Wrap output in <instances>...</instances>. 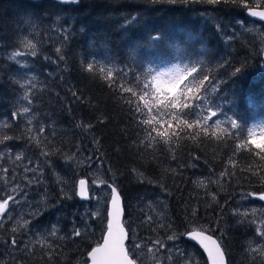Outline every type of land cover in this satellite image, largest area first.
Instances as JSON below:
<instances>
[{
    "label": "trees",
    "instance_id": "16d2710c",
    "mask_svg": "<svg viewBox=\"0 0 264 264\" xmlns=\"http://www.w3.org/2000/svg\"><path fill=\"white\" fill-rule=\"evenodd\" d=\"M206 1L0 0V34L3 33L0 61L7 66L9 74L0 72V108L4 111L0 120L16 112L13 101L24 92L15 75L17 63L9 60V56L23 45L15 44L16 50H9V54L2 57L6 54L3 44L17 41L16 25L28 20L29 16L31 20H42L47 15V22L40 26V33L45 35L44 28L48 29L47 24L62 7L73 18V24L65 21L72 28L66 54H73L76 61L73 83L78 93L73 96L68 93L65 100L56 80L51 81L48 88L42 81L32 93V104H36L34 112L39 114L38 107L42 103L47 114L52 115V123L58 127L52 132L50 122L44 120V124L50 126L49 135L54 136L46 140L51 144L50 152L59 156L69 144L71 151L64 152L62 157V160L68 159L78 143L75 123L89 128L91 139L97 143L92 145L93 162H97L101 153L116 170L118 188L126 202L125 224L130 242L135 237L137 225H144L142 216L147 213L153 215L152 232L165 231L166 238L177 237L175 234L188 232L194 225L201 224L220 239L229 264H264V251L253 252L250 244L247 245L248 240L256 237L259 218L238 211L244 196L264 193V156L253 145L241 147L234 133L202 131L190 116L167 117L163 105L155 102L157 95L151 86L156 69L170 64L196 65L197 72L193 75L197 79L188 87L193 91L199 88L205 95L217 84V94L223 97L240 123L239 136L247 134L250 123L264 118V24L258 30L248 29L251 35L259 36L249 39L254 47L247 45L245 39L242 51L236 47L242 44L245 36L227 44L221 30V26L225 31L240 27L242 30L243 23L260 24L246 15V9L264 8V2L219 0L218 5L232 12L218 16L221 24L211 25L216 11L207 8ZM240 19L242 23H238ZM20 36L23 40L22 31ZM36 59L44 64L40 56ZM107 60L118 68L114 74L108 75L105 69L101 71L100 64ZM89 64H92L91 71ZM44 68L45 79L54 77L46 65ZM237 68L241 70L239 73L235 71ZM204 76L209 80L202 88L200 80ZM145 84L149 85L147 89ZM127 88L132 91H125ZM181 111L185 110L178 108V112ZM21 117L24 116L18 114L15 120ZM145 120L151 123H144ZM36 124H39V117ZM6 126V123L1 125L9 139L0 143V150L9 156L1 157L0 154V197L5 196L12 185L22 186L25 195L21 196L20 204L0 214V264H86L91 250L104 238L107 216H90L94 211L92 204L80 199L75 188L71 193L65 192L64 198L56 177L61 171L53 167V162L61 166L60 158L43 162L41 157L33 155V150L31 154L35 158L29 157L31 154L20 150L19 143L8 142L12 134L21 139V132L15 130L16 126ZM27 129L30 132L28 124ZM150 129H155L151 138L148 136ZM38 133L39 136L45 134ZM30 135L39 137L36 132ZM18 152L23 153L19 160L16 159ZM34 162L35 171L26 172L27 165ZM11 163H16L15 168L21 164L22 168L12 169ZM207 173L220 175L216 182H211L206 179ZM120 174L132 181L149 179L159 186L150 189L141 182L126 183ZM27 176L35 182H29ZM130 190L135 195L142 194L157 201L167 219L160 217L151 206L146 208L134 201L131 203ZM161 196L163 200L159 199ZM25 221L29 223L25 225ZM75 229H79L81 235H74ZM220 233L228 239L221 238ZM170 242L174 245L176 240ZM195 249L202 255L203 264H208L201 250ZM166 251L174 256L180 254L173 246ZM148 253L138 257L135 252L132 256L138 257L137 262L141 264Z\"/></svg>",
    "mask_w": 264,
    "mask_h": 264
},
{
    "label": "rangeland",
    "instance_id": "374dc122",
    "mask_svg": "<svg viewBox=\"0 0 264 264\" xmlns=\"http://www.w3.org/2000/svg\"><path fill=\"white\" fill-rule=\"evenodd\" d=\"M228 1V0H225ZM260 2H264V0H258ZM208 0L206 1V7L212 8L216 11V14L213 15L211 18V25H219L221 24V18L218 16H226L230 14L232 11H226L224 10L223 5H218L217 3H208ZM209 6V7H208ZM251 8V7H249ZM248 8V9H249ZM263 8V7H259ZM246 9V13L247 10ZM74 14V13H73ZM247 15V14H246ZM46 17H43L42 20L35 18V20H31L32 16H29L28 20H25L24 22H20L16 25V29L19 30L17 35L15 36L17 38V41L15 43H7L3 44L2 50L6 52V56L9 54V50L14 51V45H23L21 50L14 51L13 53L19 52L21 53L20 56L17 57L16 61L13 62H19L20 64L25 65L24 67H17L15 70L16 78L18 76H21L22 74H26L27 79L31 80L33 76H35V85L36 88L41 85L42 81H44L46 88L49 87V83L53 80H56V83L58 84L59 91H61L64 96L65 100L67 99L68 93H71V95H75L77 92L75 85L73 83V68L75 65V59L73 54H66V51L68 50V39L69 34L71 31V26L68 23H65V21H70L71 24H73V18L65 13L64 9L61 7V10H57L55 12V17L50 20V22L47 24L48 29L44 28V34L40 33V26H42L44 23L47 22ZM243 21L240 19L238 23H242ZM243 29L240 28H231L230 30H223V26H221L222 30V37L227 42V44H231L232 42L242 39L243 35L245 38L241 40L242 44L240 46H237L236 49L239 51H242L243 44L246 41V44L254 47V44L250 40H255L259 35H251L250 32H247L248 29H260L262 27V24L254 25V24H242ZM23 32V40H21L20 33ZM0 34V40L1 35ZM241 37V38H239ZM248 37V39L246 38ZM250 39V40H249ZM21 40V41H20ZM256 42V41H254ZM33 44L35 45V48L28 47V45ZM49 46V47H48ZM204 47H206L204 45ZM59 49V51H57ZM16 50V49H15ZM35 51L37 55L33 57L31 55V52ZM12 53V54H13ZM11 54V55H12ZM10 55V56H11ZM9 56V57H10ZM40 56L42 58V62L48 67V72L54 76L49 77L48 79L44 78L45 74V65L40 63V60L38 61L36 57ZM1 57V56H0ZM96 57V56H92ZM196 69L198 66L194 65ZM100 67L102 69L111 71V74L117 71V67H114L111 65V62L109 60L102 62L100 64ZM192 67V66H191ZM175 68H184V65L182 64H170L165 65L162 68L156 69L155 73L151 77V86L157 95V100L155 102H159L163 105L164 112L166 113L167 117H174L178 116V109L173 110L171 108V105L169 104L168 100L165 99V96L171 97L172 93L168 92L169 87L171 86V82L173 80V77L175 73L172 71ZM46 69V70H47ZM1 70L5 73V75L8 74V68L6 65H3V62L0 61V72ZM231 70H228V72ZM47 72V73H48ZM158 73H163L164 75H160L158 79H153L157 76ZM227 73V72H226ZM44 78V79H43ZM209 80V79H208ZM205 80L203 85L200 87L204 88L207 84ZM20 82L23 84L25 83L24 80H20ZM189 86V84H188ZM217 84H215L210 92L205 94L206 97L205 103L207 104V107L211 109L212 111H215L217 115L215 117H212L211 120H202L197 124L199 125L200 129L202 131L207 130H214V133L219 134H236L238 136V139L240 141L241 147L250 148L252 145L254 148H256L261 155L264 156V151L261 149H264V118H260L258 120L253 121L248 125V132L247 134L243 136H239L237 134V131L240 129V123L237 122V116L235 114H232L229 107L225 105L223 97L217 94ZM35 88V89H36ZM33 89L31 93H29L30 98L32 100V93L35 90ZM182 90L181 85L178 86L175 89V92H180ZM194 94L196 93V90L193 91ZM25 93L23 92L22 95L18 97L17 101H13V108L17 107L16 112L19 114V109L22 106H27V102L23 101L21 97ZM12 95L15 98L16 95V89L12 91ZM185 95H192V93H187L185 90ZM41 107H38V113L34 112V107L36 108V104H31L32 111L28 114L23 115L24 117L18 118L15 120L12 115H5L3 119L0 120V137L2 138L3 142L4 137L8 135H5L6 130H3L1 125L3 123H6V128L10 126H16L15 130L21 132V139L15 138L14 134H12L11 140L8 142L13 143H19L20 150L24 151L25 153H32L33 155H36L37 157H41L40 159L44 162H49L50 160L53 161L55 158H60L61 160V166H55V163L53 162V167L58 168L61 172L56 173V169H54V172L56 173V177L60 183V192L66 198L65 192H73V188L76 189V194L78 192V182L82 178H88L90 181V188L92 193V200L87 204H92L94 211L90 214V216H95L96 218H99L103 215H106L108 218V212H109V202L111 199V189L109 187V183L113 182L117 186L119 184L117 183L116 179V170L115 168L108 162L105 161V158L101 153H99V157L97 158V162H93L95 158V153L92 145H97V143L91 139L90 136V130L88 127H85L82 124L75 123L76 126V138L78 140L77 147L74 149V151L70 154L71 159H64L62 160V157L65 155V153H68L71 151L72 147L68 144L65 147V151H63L59 156L55 155L54 153L50 152L51 150V144L46 142V140L50 139L51 137H54L51 133L49 135V127H52V132L57 131V126H55L52 123V115H48L45 109L42 106V103H40ZM39 105V106H40ZM37 110V109H36ZM13 111V109H12ZM15 112V111H14ZM4 114V111L0 108V116L1 114ZM17 114V115H18ZM52 114V113H51ZM7 116V117H6ZM39 117V124L37 123V119ZM31 120V123L29 121ZM44 120L50 122V126L47 124H44ZM82 120V119H81ZM219 121L218 124L214 123V121ZM54 122L57 123V121L54 120ZM235 122L237 124L236 128L232 127V123ZM27 124L29 127V130L31 133H37L39 136V129L43 127L45 132L44 135H40L37 138H33L32 135H30V132L27 129ZM58 124V123H57ZM207 125V126H206ZM213 131H210L212 133ZM253 141L255 143H253ZM257 145L260 147L258 148ZM7 148H12L11 146H7ZM49 153L48 156L42 155V153ZM1 157H8L9 154L4 151L0 150ZM13 154V151L11 152ZM22 156V152H18L17 156ZM29 157L35 158L31 155ZM66 163V164H65ZM16 163H11L10 167L15 170H20L22 168V165H18L15 168ZM36 163H30L25 168L26 172L32 173L35 171ZM2 171V170H1ZM21 172V171H19ZM85 175H87L85 177ZM220 174L214 175L212 173H207L206 179L211 182H216V179L218 178ZM121 180L126 183H132V182H141L144 184H147V187L152 189L155 187H158V183L151 181L149 179L147 180H131L127 179L124 174L119 175ZM111 179V181L109 180ZM26 179L34 183V179L32 177L27 176ZM16 188L19 195H16L12 192V189ZM120 188V186H119ZM25 190L22 186H16L12 185L7 188V192L5 193V196L3 198H7L8 195L12 194L15 195V198L17 201H19L16 204H20L21 202V196L23 194L25 195ZM138 193V192H137ZM130 190L129 192V198L130 202L132 203H138L146 208H149V206L153 207L159 214L160 217L163 219H167L166 212L160 208V205L157 201L154 199L144 196L142 194H137ZM135 195V196H134ZM264 195V193H250L246 196H244L241 200V206L239 208V212L246 215V216H253L255 218H259L258 220V229L261 232H264V200L260 199V196ZM159 199L163 200V197H159ZM2 202V201H0ZM69 206V203H67ZM14 205L12 201H9L7 209ZM6 209V210H7ZM5 210V212H6ZM84 212H86V209L84 208ZM7 215H10V213H6ZM153 215L143 214L142 219L144 222L143 226L137 225V231H135L134 238L130 242L129 251L132 253L131 255L134 256L133 253H137L138 257H143L144 253L148 251L149 248L152 249L151 252H149L146 255V259L141 264H203V258L202 255L195 249L198 248L201 250L196 244L186 239V233H178L175 234L174 239L176 240V243L173 245L171 244L170 240L166 238L165 236L168 234L165 231L162 232H152L150 227L152 225V219ZM138 221H140L141 218L137 217ZM172 220V219H171ZM154 226V225H153ZM168 226V223H167ZM87 227V224L85 222V228ZM162 227V225H161ZM197 228V229H193ZM191 230H206L203 225H194ZM190 230V231H191ZM153 231H156V228H153ZM209 232V231H208ZM226 235L224 233H220L221 238H225ZM185 238V241L182 240V238ZM160 241L164 247H159V245L154 244V241ZM249 241V240H248ZM247 245L250 244V249L253 252H262L264 251V239L256 237L251 239ZM138 244L140 245L139 248H134L133 245ZM175 247L176 251H178L180 254L178 256H174L173 254H168L166 251L170 247ZM203 253V251L201 250ZM204 254V253H203ZM205 256V254H204ZM138 257H136V261H138ZM134 258V257H133ZM135 259V258H134ZM177 259V260H175ZM207 259V258H206ZM174 261V262H173ZM208 262V260H207Z\"/></svg>",
    "mask_w": 264,
    "mask_h": 264
},
{
    "label": "snow or ice",
    "instance_id": "6c2138e0",
    "mask_svg": "<svg viewBox=\"0 0 264 264\" xmlns=\"http://www.w3.org/2000/svg\"><path fill=\"white\" fill-rule=\"evenodd\" d=\"M60 2L79 3V0H60ZM172 2H174V0H172ZM208 2L217 3L219 2V0H208ZM252 15L253 16L259 15L262 18H264V13L253 12ZM28 47H31L34 49L35 45L29 43ZM57 51H59V49H57ZM20 55L21 53L19 52L13 53L9 57V59L16 61L17 57ZM31 55L35 57L37 53L35 51H32ZM16 66L24 67L25 65L17 62ZM88 69L89 71H91L92 64L88 65ZM101 71H103V69H101ZM172 71L175 73V75L171 82V86L168 89V92L172 93V95L170 98L169 96L166 95L165 99L168 100L169 104L171 105V108L174 111L177 110L178 108L185 110V111L178 112L177 115L180 117L190 116L193 119H195L198 123L202 120H206V119L211 120L212 117H215L217 113L207 107V104L205 103L206 97L200 93L199 88L196 89L195 94L185 95V90L187 91V93H193V88L188 87V84L197 79V77L193 75L194 73L197 72L196 67L195 66L188 67L187 65H185L183 69L175 68ZM235 71L239 73L241 70L237 68ZM108 75H111V71L108 72ZM160 75H164V74L158 73L157 76L154 77L153 79H158ZM189 78H191V81L189 80ZM20 80L25 81V83L20 84V87L24 89V93H25L21 97V99L27 102V106H22L18 111H19V115H25L32 111L31 109L32 100L30 98L29 93H31L32 90L36 88V85L34 83L35 76H33L31 80H28L26 74H22L21 76L17 77V83H19ZM205 80H208L207 76H204L203 79L200 80L201 86L203 85ZM180 85H184L182 90L180 92H175V89ZM137 86L139 87V85ZM148 87L149 85L147 84L144 85L145 89H147ZM125 91L131 92L132 89L127 88L125 89ZM206 91L207 90L205 89V92ZM17 114H18L17 112H14L12 114L13 118H15ZM141 115H143L142 112H141ZM143 122L147 124L151 123L150 120H145ZM29 123H31V120L29 121ZM185 123H187L186 120H185ZM214 123L218 124L219 121L218 120L214 121ZM187 126L192 127L191 124H188ZM232 127L236 128L237 124L233 122ZM39 131L43 133L44 131L43 127H41ZM154 131L155 129L148 130V136L150 138H151L152 132ZM7 139H9V137L5 136L4 140H7ZM0 143H3V140H0ZM253 143L255 142L253 141ZM257 147L259 148L260 146L257 145ZM261 150L264 151V149H261ZM42 155L48 156L49 153L45 152V153H42ZM16 159L19 160L21 159V157L18 155ZM68 159H71V158L69 157ZM85 183L86 182L84 180L79 181V184L81 186L79 195L81 197L87 198L86 189L84 188ZM12 192L15 193L16 195H19L16 188H13ZM118 199L119 197H118V194L116 193V189L113 188L112 197H111L112 209L108 213L111 219L109 220L108 225H107V235L104 238L103 244L93 248L92 251L89 253L92 264H135L133 260L129 259L128 253L124 247V240L126 239V234L124 232L123 227L119 223V217L121 214V210L118 204ZM260 199L264 200V195H261ZM0 201H2L0 202V214L5 212V210L8 207L9 201H12L13 204H16L19 202L16 200L15 195H12V194L8 195L7 198L0 197ZM24 223L25 225H27L29 221H25ZM74 235L76 236L81 235L80 230L75 229ZM190 235H192L193 238H196L198 236H202V233H191ZM257 237L264 239V232H261L259 229H257ZM168 239L172 240L174 239V237L169 236ZM204 241H210L212 247H209V245L207 243H204ZM12 243L13 245H15L16 241L13 239ZM153 243L156 245H159V247H164V245L158 240L154 241ZM201 243H204V247L208 251L209 256L212 258V264H223V260H222L223 253L220 251V248L216 244V241L212 240L211 237H203L201 240ZM133 247L139 248L140 245L134 244ZM148 251L151 252L152 249L149 248Z\"/></svg>",
    "mask_w": 264,
    "mask_h": 264
},
{
    "label": "water",
    "instance_id": "95a60500",
    "mask_svg": "<svg viewBox=\"0 0 264 264\" xmlns=\"http://www.w3.org/2000/svg\"><path fill=\"white\" fill-rule=\"evenodd\" d=\"M60 2V0H57ZM63 3V2H62ZM253 12H256V13H264V8H249L247 10V15L252 19V20H255L259 23H263L264 24V18H262L261 16L259 15H256V16H253L252 13ZM263 60H264V52H263ZM80 180H84L86 183L84 185V188L86 189V195H87V198H84V197H81L79 195V192L81 190V186L80 184L78 183V197L84 201H90L91 200V193H90V182L87 178H82ZM79 180V181H80ZM110 188H111V192H112V189L115 188L116 189V193L118 194V204H119V207H120V210H121V214H120V217H119V223L120 225L123 227L124 229V232L126 234V239L124 240V247H125V250L127 251L128 253V257L129 259L133 260L135 262V264H139L134 258L133 256L131 255L130 251H129V247H128V244H129V241H130V232H129V229L128 227L126 226L125 224V220H126V206H125V200H124V197H123V194L122 192L120 191V189L114 185V184H110ZM111 197H112V194H111ZM112 209V204H111V199H110V202H109V212L111 211ZM108 212V213H109ZM111 218L109 217L108 215V221H107V225H108V222ZM191 233H202V236H198L196 238H193L192 235H190ZM107 235V230L104 234V238L106 237ZM203 237H211L212 240L216 241V244L219 246L220 248V251L223 253V257H222V260H223V264H229V259H228V256H227V253H226V250L223 246V244L221 243L220 239L211 234L210 232H207L205 230H192L190 232H188L186 234V239L190 240L191 242H193L194 244H196L202 251L203 253L205 254V256L207 257V260H208V264H212V258L209 256L208 254V251L206 250V248L204 247V243H207L209 245V247H212L211 245V242L210 241H204V243H201V240ZM104 238L102 240L101 243H99L98 245H96L95 247L97 246H100L103 244L104 242ZM94 247V248H95ZM92 251V250H91ZM86 264H92L91 262V258L90 256L88 255V262Z\"/></svg>",
    "mask_w": 264,
    "mask_h": 264
},
{
    "label": "bare ground",
    "instance_id": "6f19581e",
    "mask_svg": "<svg viewBox=\"0 0 264 264\" xmlns=\"http://www.w3.org/2000/svg\"><path fill=\"white\" fill-rule=\"evenodd\" d=\"M247 14V13H246ZM252 20V19H251ZM49 235V234H48ZM206 257V256H205Z\"/></svg>",
    "mask_w": 264,
    "mask_h": 264
}]
</instances>
